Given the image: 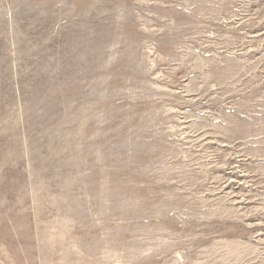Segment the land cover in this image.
<instances>
[{
    "label": "rangeland",
    "instance_id": "1",
    "mask_svg": "<svg viewBox=\"0 0 264 264\" xmlns=\"http://www.w3.org/2000/svg\"><path fill=\"white\" fill-rule=\"evenodd\" d=\"M0 264H264V0H0Z\"/></svg>",
    "mask_w": 264,
    "mask_h": 264
}]
</instances>
